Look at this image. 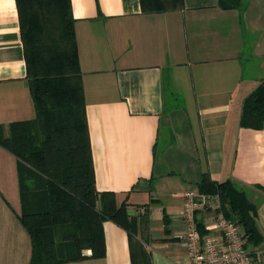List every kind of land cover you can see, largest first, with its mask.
<instances>
[{
    "label": "crops",
    "instance_id": "0c3cea01",
    "mask_svg": "<svg viewBox=\"0 0 264 264\" xmlns=\"http://www.w3.org/2000/svg\"><path fill=\"white\" fill-rule=\"evenodd\" d=\"M99 192H114L150 264H191L183 244L186 192L202 175L233 182L256 206L263 236L264 130L240 125L264 79V0H71ZM169 102H178L168 110ZM16 0H0V134L34 120ZM19 160L0 145V264H29ZM203 214L202 216H206ZM140 219V218H139ZM106 255L68 264H133L128 232L103 225Z\"/></svg>",
    "mask_w": 264,
    "mask_h": 264
},
{
    "label": "trees",
    "instance_id": "16d2710c",
    "mask_svg": "<svg viewBox=\"0 0 264 264\" xmlns=\"http://www.w3.org/2000/svg\"><path fill=\"white\" fill-rule=\"evenodd\" d=\"M16 1L36 117L13 123L0 145L19 160V219L31 237L29 264L81 262L87 250L90 258H104L106 221L128 232L133 264H150L137 239L139 227L148 226L146 214L131 217L114 192L96 187L71 0ZM219 5L237 10L242 0ZM240 125L264 130V79L245 98ZM199 192L221 197L224 215L244 226L247 247L263 241L256 206L233 182L217 183L204 173Z\"/></svg>",
    "mask_w": 264,
    "mask_h": 264
},
{
    "label": "built area",
    "instance_id": "2783aa9c",
    "mask_svg": "<svg viewBox=\"0 0 264 264\" xmlns=\"http://www.w3.org/2000/svg\"><path fill=\"white\" fill-rule=\"evenodd\" d=\"M182 218L183 244L191 264H264L247 247L244 226L222 212L218 194L186 192Z\"/></svg>",
    "mask_w": 264,
    "mask_h": 264
},
{
    "label": "rangeland",
    "instance_id": "374dc122",
    "mask_svg": "<svg viewBox=\"0 0 264 264\" xmlns=\"http://www.w3.org/2000/svg\"><path fill=\"white\" fill-rule=\"evenodd\" d=\"M178 105V102H169L168 103V110L171 108V106L174 108L175 106H177ZM171 110V109H170Z\"/></svg>",
    "mask_w": 264,
    "mask_h": 264
}]
</instances>
